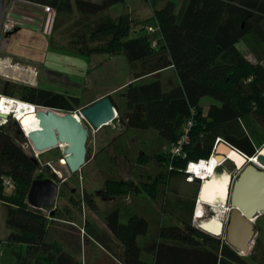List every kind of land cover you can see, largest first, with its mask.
Listing matches in <instances>:
<instances>
[{
  "label": "trees",
  "instance_id": "1",
  "mask_svg": "<svg viewBox=\"0 0 264 264\" xmlns=\"http://www.w3.org/2000/svg\"><path fill=\"white\" fill-rule=\"evenodd\" d=\"M25 1L54 8L51 46L83 57L94 53L124 55L132 79L122 87L124 109L108 95L118 112L112 122L119 120L125 128H153L166 142L177 140L182 132L188 136L186 158H172L165 149L158 154L162 164L169 165L166 173L158 171L139 184L133 179H108L101 188L102 196L142 191L155 198L162 184L184 173L188 160L208 159L218 138L246 155L256 153L250 133H256L254 124L264 131V0H181L179 6L174 0H152V16L159 26L155 46L147 30L132 33L129 14L115 18L106 14L108 8L124 0ZM56 31L66 40L64 48L55 40ZM239 40L246 43L255 60L237 48ZM168 68L175 71V79L165 87L161 72ZM156 73L160 76L155 77ZM0 94L63 112L91 104L81 105L76 95L1 77ZM204 96L216 101L206 111L200 104ZM17 139L27 141L17 121L0 124V201L9 230L0 241L14 248L15 264H90L89 256L85 259L87 241L96 243L118 264H264L255 254L257 244L249 255H243L223 236L204 232L189 220L181 225L161 224L155 238L139 244L138 238L149 230L147 218L133 213L121 221L118 207L104 215L111 239L93 222L84 220L83 259H79L75 251L49 238L53 223L64 220L59 201L44 207L48 213L27 203L30 184L39 175V163ZM5 180H10L12 187L5 185ZM63 195L59 187L58 199ZM81 201L92 205L89 195L82 196ZM260 216L264 214L257 218ZM112 239L120 249L113 248Z\"/></svg>",
  "mask_w": 264,
  "mask_h": 264
},
{
  "label": "rangeland",
  "instance_id": "2",
  "mask_svg": "<svg viewBox=\"0 0 264 264\" xmlns=\"http://www.w3.org/2000/svg\"><path fill=\"white\" fill-rule=\"evenodd\" d=\"M151 2L152 0H124L116 6L108 8L106 14L112 18L117 17L121 13L129 14L132 18V33H143L147 30V26L156 25L155 19L152 16L153 6ZM174 2L176 5L178 4V0H174ZM146 33L150 39L158 41L156 38L158 32ZM55 35V40H58L57 44H61L62 46H60L64 48L66 40L63 41L61 39L62 36L59 34V31H56ZM239 46L245 52V56L248 59L254 60L253 56L246 52L243 45L239 44ZM66 54L68 55L67 59L62 57L61 61L54 63L52 66L49 65L51 69H47V71L50 74L45 80L39 77L38 72L35 75L32 74L31 78H28L20 73L15 74L12 70L7 71L5 75H0V77L25 85L66 90L63 92L79 96L80 104L86 105L96 100L98 96L96 92L107 91L110 88L117 87L125 82L128 77H131L132 74L129 64L122 53H94L89 57L79 56L74 53L69 54L67 52ZM12 63L19 65L18 62ZM24 68L30 69V67L25 66ZM163 74V77H165L164 82L166 81L170 84L175 79L174 70L164 71ZM60 78L64 80H60ZM67 82L71 83L66 87L68 85L66 84ZM121 94L122 92L114 91L113 99L119 104L121 109H124L123 105H121L124 102L119 101ZM13 100L18 99L14 98ZM215 102L211 97L204 96L201 98L200 104L203 111H206L208 105ZM73 113L80 118L89 130L86 162L76 173H73L59 183V187L64 191V195L60 200L58 199L57 192L55 202L56 200L57 203L59 201V205L63 207V215L60 217L64 220L58 219L53 223L50 228V239L59 240L65 249L75 251L76 256L79 259H83L82 251L84 243L82 238L83 229L81 227L84 220L88 219L90 222H93L99 232L111 239L112 235L106 227L104 215L107 210L113 207H118L121 221H125L133 213L141 214L147 218L149 230L145 236L138 238L139 244L155 238L161 224L181 225L182 221L189 220L191 225L196 227L197 223L203 220V217L205 220L210 215L215 216L218 214V212L216 214L210 212L208 206L204 205L198 210L197 192L201 180L194 178L191 180V183H188L190 181L186 179L187 175L185 172L173 175L169 178L168 183L162 184L155 198H150L142 191L135 194L109 195L103 198L100 191L101 188H104L105 181L108 179L117 181L133 179L139 184L140 182L150 180L158 171L166 173L169 165H163L158 154L163 152L169 142H166L153 128H125L119 120L111 121L99 129H94L85 118L81 117V106L75 109ZM8 117L3 119L1 124L10 125L12 119H14L25 131L34 128L37 124L35 113L25 116L21 121L17 119L15 113H10ZM254 125L256 133L255 135H253L254 132L250 134L255 144L256 152H259L264 149V131L260 130L259 125ZM220 141L223 142L222 140L216 141L209 158L214 155L215 147ZM17 143L39 163V174L43 173L51 176V168L48 164L63 155L62 148L59 146L37 152L32 148L28 140L21 141L17 139ZM216 158V160L219 159L218 157ZM143 159L145 160L143 161ZM221 161L215 167L216 173L219 174L225 170L231 175H237V168L233 160L225 157ZM85 195L90 196L92 205L81 201L82 196L85 197ZM190 202L194 203V209L189 215L187 212L191 206ZM201 209L203 210L202 217L195 218L194 214L196 210L199 212ZM42 210L46 213L49 212L45 208ZM222 214H219L220 217H222ZM226 214L227 212H225V216ZM4 217L5 206L0 201V239L9 231L4 224ZM255 244H257L255 250L256 256L264 259V216H260L254 221L251 248ZM85 245V259L89 256L87 260L90 264H118L110 255L101 251L96 243L87 241ZM112 246L115 249H120L117 241L113 239ZM15 255L16 252L10 243L0 241V264H15Z\"/></svg>",
  "mask_w": 264,
  "mask_h": 264
},
{
  "label": "water",
  "instance_id": "3",
  "mask_svg": "<svg viewBox=\"0 0 264 264\" xmlns=\"http://www.w3.org/2000/svg\"><path fill=\"white\" fill-rule=\"evenodd\" d=\"M155 76L158 77L159 74L156 73ZM37 108L36 126L27 131L20 126L25 137L37 152L59 146L63 153L60 158L48 164L51 168L50 177L38 176L30 184L27 203L31 207L43 209L54 204L59 183L85 164L89 130L73 112H63L45 106H37ZM81 115L92 128L99 129L116 118L117 111L110 97L106 95L82 108ZM7 117L8 114L0 112V118ZM227 152L237 157V160L229 157ZM214 154L218 157L227 156L233 160L238 174L232 180L231 174L225 170L220 174L217 173V178L227 179L225 193L215 197L212 204L207 203L212 205V213L216 212L214 206L218 203H222L224 212L229 208L226 223L212 215L209 219L198 222L197 227L213 236H223L225 242L231 247L243 255H249L254 234V221L259 215L264 214V151L261 150L249 156L239 153L238 149L233 148L232 145L220 141L215 147ZM211 178V174L204 179L202 177L197 200L203 199L201 198L202 189ZM203 226H207L213 233L204 229Z\"/></svg>",
  "mask_w": 264,
  "mask_h": 264
},
{
  "label": "crops",
  "instance_id": "4",
  "mask_svg": "<svg viewBox=\"0 0 264 264\" xmlns=\"http://www.w3.org/2000/svg\"><path fill=\"white\" fill-rule=\"evenodd\" d=\"M93 1H99V0H93ZM180 3L181 0H178L177 6H179ZM7 14L10 15L12 28L9 31L4 32L2 28H3V22ZM47 18L48 15H45L42 6L38 4H34L25 0H13V1L0 0V56L8 57L11 59V61L18 62L20 66L23 67L25 66L35 69L36 72L39 73V77H41V79L43 80H45L47 76L50 74L47 71V69H51L49 68V65L52 66L54 63L61 61L62 57L66 59L68 57L66 52H63L59 50L58 47L51 46L49 44L50 30L48 28L46 29ZM239 44L243 45L246 52L250 53L254 58V55L252 54L246 43L243 42V40H239L236 43V46L245 56V52L242 51ZM9 70H12V72L15 74L20 73L21 75H25V76L27 75L26 72H20L19 70L11 67L5 71H9ZM167 70H173V69L168 68L161 72L163 84L165 87L170 85L169 82L166 81L164 82L165 77H163L164 76L163 72ZM131 79H132V75L131 77H128L125 82H123L117 87L110 88L107 91L96 92L98 94L96 100L106 95H111L113 97L114 91L117 90L119 92H122L119 101L120 102L124 101V94L121 89L125 85V83L129 82ZM60 80H64V79L60 78ZM70 83L71 82H67L66 84L68 85H66V87L69 86ZM49 90L62 91V92L66 91V90H57V89H49ZM188 183H191V181ZM190 205L191 206L187 212L189 213V215L194 209L193 206L194 203L190 202ZM196 212L194 214L195 218H196L195 215H197Z\"/></svg>",
  "mask_w": 264,
  "mask_h": 264
},
{
  "label": "bare ground",
  "instance_id": "5",
  "mask_svg": "<svg viewBox=\"0 0 264 264\" xmlns=\"http://www.w3.org/2000/svg\"><path fill=\"white\" fill-rule=\"evenodd\" d=\"M0 98H1V100H0V112L6 113V114L11 113V112H15L19 121H21L27 115L34 114L36 112V110L38 109L37 106L32 105V104L27 103V102H23L20 100H13V99H10V98L5 97V96L0 97ZM262 151H264V149H262ZM226 154L229 157H231V158L233 157L234 159L237 160V157H234L230 152H227ZM216 157H218V156H216L215 154L212 155L211 158H209L207 161L200 162L195 168L196 173H198V175H201L203 177V179L205 177H207L209 174H211V177H212L210 181L205 183V185L202 189L201 198H203V199L198 200V206H199L198 210H200L202 205L205 204L204 202L211 203L215 197L222 196V194L224 195V193H225L224 187H226L227 179L222 178V177L217 178V174H215L213 172L214 167L217 164H219L221 162V160H223L224 156H219L218 160H216L217 159ZM220 200H222V199L220 198ZM220 202H222V201H220ZM214 207H215L216 211L218 212V214H219V212L220 213L222 212V207H223L222 203L215 204ZM196 213L198 214V212H196ZM214 217L221 220L219 215H216ZM203 228L208 230L209 232L213 233V231H211V229H209L207 226H203Z\"/></svg>",
  "mask_w": 264,
  "mask_h": 264
},
{
  "label": "built area",
  "instance_id": "6",
  "mask_svg": "<svg viewBox=\"0 0 264 264\" xmlns=\"http://www.w3.org/2000/svg\"><path fill=\"white\" fill-rule=\"evenodd\" d=\"M34 4H37V3H34ZM38 5L42 6L43 12L45 13V15H48V18H47V21H46V29L47 28L50 29L49 25H51V21L53 19L54 14H55L54 8H52V7L48 6V5H41V4H38ZM11 28H12V24H11V21H10V15L7 14V16H6V18H5L4 22H3V28L2 29H3L4 32H7ZM146 29H147V32H155V31L158 32L159 31V26L156 23L155 26H150L149 25V26L146 27ZM156 42H157L156 40H152V42H151L152 46H155ZM12 62L13 61H11L10 58L1 57L0 56V75H5V73L7 72L5 70H7L10 67L14 68V69H17L20 72H26V74H27L26 77H28V78H31L32 74H34V75L36 74V70L33 69V68H30V69L29 68H24L22 66H19L17 63H12ZM0 97H3V96L0 94ZM0 100H1V98H0ZM11 113H15V112H11ZM9 114L10 113H8V115ZM15 116H17L16 113H15ZM81 117H83V116L81 115ZM2 120L3 119L0 118V124H1ZM190 125H191V121H188L187 122V126H190ZM187 140H188L187 134L185 132H182L177 140L169 142L167 147L165 146V150L168 151L169 155L172 158L175 157V156L176 157H181V158H186L187 157V152H186V149L184 148V144H185V142H187ZM218 140H219V138L216 141H218ZM213 154H214V152H213ZM224 159H225V157L223 158V160ZM202 161H207V160L206 159H198V160H191L190 159V160L187 161V163L185 165V168H184V172L187 175V177H186L187 180L191 181L192 179L197 178V177H201V179H202V176L198 175V173H196V170H195L196 166ZM4 183H5V185H8L9 187H12V183H11L10 180H5ZM204 206H208V208L212 207V205H208V204H204ZM228 209L229 208H227L225 210V212H228ZM209 211L211 212V209H209ZM225 212H223V214L221 215L222 216V217H220L221 220L223 219V216L225 215ZM215 214H216V212H215ZM201 217L202 216H200L199 218H201ZM207 218H205V219H207ZM202 219H204V217ZM196 226H198V223H197Z\"/></svg>",
  "mask_w": 264,
  "mask_h": 264
},
{
  "label": "flooded vegetation",
  "instance_id": "7",
  "mask_svg": "<svg viewBox=\"0 0 264 264\" xmlns=\"http://www.w3.org/2000/svg\"><path fill=\"white\" fill-rule=\"evenodd\" d=\"M213 172L215 173V174H217L216 172H215V167H214V169H213ZM237 172H238V170H237ZM220 174V173H219ZM238 174V173H237ZM38 176H41V177H50V176H47L46 174H43V173H40ZM231 177H232V180H234L236 177H237V175H235V174H233V175H231ZM197 180V179H196ZM104 197V196H103ZM202 208V207H201ZM209 209H211V208H209ZM217 212V211H216ZM224 212V206L222 207V212L221 213H223ZM201 213V214H200ZM202 213H203V210L201 209V211L200 212H198V214L197 215H195L196 217H200L201 215H202ZM228 213V212H227ZM219 214H220V212H219ZM219 214H217V215H219ZM216 216V215H215ZM220 216V215H219ZM225 216V215H224ZM223 216V219H222V221L224 222V223H226V217L228 216V214H226V216L224 217ZM211 217V215L210 216H208V218L207 219H209ZM226 218V219H225ZM200 222V221H199Z\"/></svg>",
  "mask_w": 264,
  "mask_h": 264
},
{
  "label": "clouds",
  "instance_id": "8",
  "mask_svg": "<svg viewBox=\"0 0 264 264\" xmlns=\"http://www.w3.org/2000/svg\"><path fill=\"white\" fill-rule=\"evenodd\" d=\"M239 152H241V151H239ZM242 154H244L243 152H241ZM225 157H227V156H225ZM228 158V157H227ZM209 159V158H208ZM208 159H206V160H208ZM230 159V158H229ZM217 166H218V164H217ZM216 167V166H215ZM195 179H197V180H201L202 181V179L201 178H195ZM205 204H207V203H205ZM204 220V219H203ZM197 227V226H196ZM210 234V233H209Z\"/></svg>",
  "mask_w": 264,
  "mask_h": 264
}]
</instances>
